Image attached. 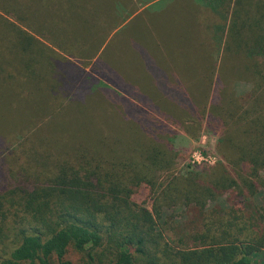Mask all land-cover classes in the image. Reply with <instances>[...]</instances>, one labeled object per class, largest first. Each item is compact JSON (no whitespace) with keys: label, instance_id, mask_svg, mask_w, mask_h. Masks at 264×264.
Wrapping results in <instances>:
<instances>
[{"label":"trees","instance_id":"1","mask_svg":"<svg viewBox=\"0 0 264 264\" xmlns=\"http://www.w3.org/2000/svg\"><path fill=\"white\" fill-rule=\"evenodd\" d=\"M172 1L188 7L194 23L182 38L193 41L165 46L155 34L149 48L138 47L146 83L111 65L106 78L95 65L114 91L9 21L8 9L22 4L54 18L73 32L78 58L90 59L91 41L103 44L146 8L117 3L110 19L98 0H0V146L50 114V136L37 138L40 127L19 145L34 148L21 166L26 188L0 192V264H74L71 253L78 264H264V0ZM178 42L196 45L199 65L159 56ZM220 46L222 65H203ZM10 48L25 70L1 65ZM236 82L250 86L246 95L234 92ZM179 131L215 136L222 162L175 174ZM142 186L151 210L132 200ZM177 208L195 212L185 235L168 222Z\"/></svg>","mask_w":264,"mask_h":264},{"label":"rangeland","instance_id":"2","mask_svg":"<svg viewBox=\"0 0 264 264\" xmlns=\"http://www.w3.org/2000/svg\"><path fill=\"white\" fill-rule=\"evenodd\" d=\"M127 2L128 0H98L100 7H103V10L108 13L107 15L111 13L112 8L115 7L117 3L126 6ZM140 2L141 0H135V3H138L137 7L139 12L146 8L144 12L141 14L137 13L133 17L126 19L123 25L109 34L107 40L103 44L96 43V41L90 42V47L94 50V56L90 59L78 58L81 55L76 47L77 43L75 42L76 38H74L73 32H70V30L63 27L60 23L55 21L54 18L40 16L37 11L22 4H20L21 6L18 4L16 7L9 8L12 10L8 9L9 14L6 18L15 24L20 23L25 31L42 43L51 47L61 58H65L71 61V63L76 64V66L82 68L84 73L91 76L90 78L92 81L89 82H91L92 85L98 84L99 87H110L114 91H118L116 88L109 86L107 82L102 80L101 72L104 77L108 78V71L110 70L111 65L115 69V74L118 73V76H125L131 81L137 80L138 82L146 83L148 77L143 71V65L139 64L140 60L135 52L138 51V47L140 46L149 48L155 34L159 35L160 38L163 36L164 39H162L165 42V46H169L171 41L175 38L179 41H193L192 38H182L187 37L186 33L183 32V29H188V27L194 23L192 18L186 15V13H188L186 11L188 10V7L180 6L181 8H179V6L172 3V0H155L147 6L140 5ZM119 10L120 11L116 10V12L120 14V16L125 13L128 14L129 12L128 8L122 10L119 7ZM109 18L113 19V15H109ZM16 19L18 20L16 21ZM179 25L180 27H178ZM178 31H182V33H179ZM203 44V49L206 52V45L205 43ZM221 47L222 46L219 47L218 55H214L213 57L210 51L207 50V54L204 56V60L206 59V61L203 60V65H214V62H216V65H222L223 61L219 58L221 55ZM10 52L12 58L10 57L7 62L2 63L1 65H15V69H18L19 71L25 70L28 66L20 65L15 50L10 48ZM199 52L200 51L197 49L196 45H188L186 43L178 42L174 48H168L167 50L162 48L159 56L165 59V62H169L170 56H172L180 62L181 60L185 61L186 63L183 65H199V60L201 61ZM95 65L99 66L101 72ZM46 81L49 82V79H46ZM232 87L234 92L241 96L246 95L250 90L248 84L240 82H236ZM41 94H43L42 91ZM49 116L50 114L39 117L32 122L35 123L33 126H31V124L19 126L15 132L8 134V136L4 138L7 139L6 142L3 139L4 142L0 146V192L11 188H26L27 182L25 183V176L27 175L23 168H25L27 164L24 161L27 160L28 155L31 154L34 148L31 147V144L26 145L25 148H19V145L27 133H32L40 127L41 131L37 138H46L47 136H50V132H48L43 125V122H45ZM70 123H73V121ZM46 130L47 132L45 133ZM43 132L44 134H42ZM49 143L50 138H48L45 149L42 152L46 153L47 150L51 152ZM215 144L216 137L213 135L205 133L199 136L198 139L193 140L183 132L179 131L173 140V147L179 155V163L175 169V174L185 173L190 171L191 168L203 167L222 162L219 155L215 152ZM73 151L71 149H66L68 155L72 154ZM10 154L12 155L11 161H6L5 159ZM36 160H38L36 157L32 160V169L36 167ZM21 166H23V168ZM164 178H166V176ZM151 196L149 189L142 186L137 189L135 194H133L132 200L136 204L151 210L153 204ZM255 202L256 200H254V203ZM216 204L223 205L222 200H218ZM167 213L172 215L173 219H168V222L177 221L178 223H181L178 235H185L186 226H192L197 223L195 212L192 209L183 211V209L177 208L174 210H168ZM67 257L73 261L74 264H78V255L71 253L68 254Z\"/></svg>","mask_w":264,"mask_h":264}]
</instances>
